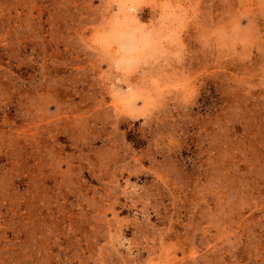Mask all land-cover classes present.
Masks as SVG:
<instances>
[{"label": "rangeland", "instance_id": "374dc122", "mask_svg": "<svg viewBox=\"0 0 264 264\" xmlns=\"http://www.w3.org/2000/svg\"><path fill=\"white\" fill-rule=\"evenodd\" d=\"M0 264H264V0H0Z\"/></svg>", "mask_w": 264, "mask_h": 264}]
</instances>
